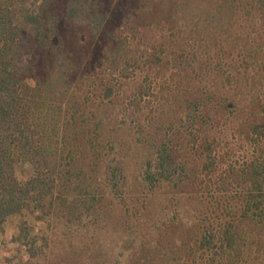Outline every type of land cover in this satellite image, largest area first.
<instances>
[{
  "label": "trees",
  "instance_id": "16d2710c",
  "mask_svg": "<svg viewBox=\"0 0 264 264\" xmlns=\"http://www.w3.org/2000/svg\"><path fill=\"white\" fill-rule=\"evenodd\" d=\"M0 264H264V0H0Z\"/></svg>",
  "mask_w": 264,
  "mask_h": 264
},
{
  "label": "rangeland",
  "instance_id": "374dc122",
  "mask_svg": "<svg viewBox=\"0 0 264 264\" xmlns=\"http://www.w3.org/2000/svg\"><path fill=\"white\" fill-rule=\"evenodd\" d=\"M8 235H11V231L8 232ZM1 249H3V248H1ZM3 251H4V254L9 255L8 254V249H4Z\"/></svg>",
  "mask_w": 264,
  "mask_h": 264
}]
</instances>
